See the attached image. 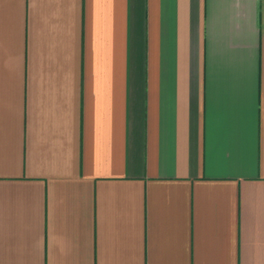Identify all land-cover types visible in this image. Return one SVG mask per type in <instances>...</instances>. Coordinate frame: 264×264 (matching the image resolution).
Instances as JSON below:
<instances>
[{"label":"crops","instance_id":"0c3cea01","mask_svg":"<svg viewBox=\"0 0 264 264\" xmlns=\"http://www.w3.org/2000/svg\"><path fill=\"white\" fill-rule=\"evenodd\" d=\"M0 264H264V0H0Z\"/></svg>","mask_w":264,"mask_h":264}]
</instances>
